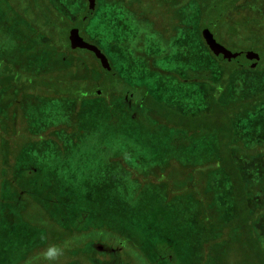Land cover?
<instances>
[{
	"label": "rangeland",
	"instance_id": "rangeland-1",
	"mask_svg": "<svg viewBox=\"0 0 264 264\" xmlns=\"http://www.w3.org/2000/svg\"><path fill=\"white\" fill-rule=\"evenodd\" d=\"M96 1L91 16L80 17L81 27L77 23L70 28L101 49L114 75L108 78L90 51L69 50L68 44L66 50L56 49L60 58L53 61L48 70L55 66L57 69V65L58 69L75 65L78 55L81 62L78 75L86 78L87 71L92 69L94 78L78 87L71 85L72 98L66 96L63 89L66 86H62L54 93L42 94L43 100L38 103L28 99L23 102L22 111H16L14 123L0 116V161H7L13 151L8 142L13 143L16 150L22 148L15 163L27 171L19 176L22 181L18 182L27 191L26 198L45 206L50 194L37 186L42 180V186L53 188L52 196L66 203L69 215H77L76 209L81 214L78 218L71 217L68 226L84 231L104 223L121 239L122 246L126 240L131 241L145 254L149 264H258L251 261L248 254L246 256L240 237L230 241L228 246L222 243L219 249L205 246L203 241L208 232L204 236L206 226L199 215L210 210L214 201L222 204L216 206L218 209L213 207L217 219L230 215L234 212L231 191L244 188L250 194V213L258 218L261 209L264 210V169H261L264 164L250 174L254 182H246L241 190L230 181L223 184L221 181L216 186L210 182L211 178L220 179L221 174H216L218 168L230 169L235 160L228 152L231 145L234 144L236 152L241 149L249 156L264 151V112L256 117H251V112L246 116L241 114L246 108L244 103H250L241 101L245 93L256 94L264 88V56L244 38L250 29L253 31L250 37L255 34L264 38V0H238L223 14L215 30L217 39L229 49H232L231 42L237 41L241 48L256 49L262 56L257 68L242 67L233 72L221 96V107L215 103L206 106V91L218 72L216 63L219 61L199 37L200 12L192 7L191 0L190 3L188 0ZM217 1L224 9L231 3V0ZM19 3L25 5L23 0ZM69 3L73 11L68 12L74 13L75 6L85 5V0H69ZM30 4L31 8L24 11L23 16L28 24L33 23L30 25L31 32L35 30L32 35L23 25L12 27L8 13L0 10V75L5 73L4 77L15 72L13 68L32 74L48 60L42 51L47 39L39 37L41 29H47L41 16L43 3L32 0ZM10 5L20 10L21 6L16 2L12 4V0ZM189 10L190 24H193L190 31ZM230 21L237 27L231 26ZM34 26H38V33ZM234 28L240 32L238 37L231 34ZM28 37L37 40L26 44V50L21 47L20 57H16L20 41ZM232 63L237 65L232 61L230 65ZM219 78L216 75L214 80ZM149 86L152 96L171 109L168 115L158 108L160 119L148 117L146 113L141 114L145 120L139 121L132 118L135 113L125 110L122 100L115 102L116 94L126 95L129 91L134 93V99H144ZM214 88L216 97L220 87L214 85ZM17 92L18 86H6L0 91V99L11 100ZM94 93L98 97H81ZM237 113H240L239 133L233 134ZM74 114H78L76 123L71 121ZM174 123L184 125L188 143L177 135ZM53 125L58 127L45 131ZM212 125L213 133L208 130ZM25 126L27 129L23 130ZM219 145L221 153L217 150ZM155 164L158 167H154ZM1 168L0 177L7 170ZM192 180L210 193L196 194L198 184ZM237 204L242 207V201ZM9 207L2 208L7 215L4 220L0 219V264H21L24 253L40 237L36 228L19 221L17 206L12 209L13 215L8 214ZM56 214L58 218L65 212ZM238 215L242 216L239 209ZM237 232L239 230L233 229V233ZM66 252L67 257L70 252L68 249ZM86 261L79 260L76 264H89Z\"/></svg>",
	"mask_w": 264,
	"mask_h": 264
},
{
	"label": "trees",
	"instance_id": "trees-1",
	"mask_svg": "<svg viewBox=\"0 0 264 264\" xmlns=\"http://www.w3.org/2000/svg\"><path fill=\"white\" fill-rule=\"evenodd\" d=\"M96 1V0H95ZM182 1V0H181ZM192 7H195L200 12V19H199V25H198V34L199 37L204 41L203 34L204 33H211L212 36L220 42L216 35L215 30L217 27H219V23L222 21V17L225 16L223 14L227 13L233 6L238 2V0H231V3L229 6H227L225 9L222 8L220 2L217 0H191ZM17 2V0H12V4ZM43 3V6H40L41 8V16H43L42 21L44 23V26L47 28L46 30L41 29V36L40 38L47 39V42L45 43V46L42 47V51H45L44 54L47 56L48 60L45 62V66L41 65L42 68H38L36 71H34V74L28 73V72H21L20 70H16L13 68L15 72L9 73L8 75H5L3 73L0 75V91L4 89V87L16 84L18 86V92L16 96H14L13 99H0V116H2L3 120H6L7 122H13L16 117V111L20 110L22 111L23 102H27L29 100H36V103H38L41 99L40 97L44 96L45 92H53L59 89L62 86H66V88H63L65 92H67L66 96L72 98L74 96L72 88H70L71 85H74L75 87H78V84L90 81L91 78H94V75L91 73V70H88L87 77L84 76L81 77V75H78L80 71V67L76 65H71L66 68H60L57 69L56 66L52 67L53 69L48 70V66L51 64H54L53 61L57 60L58 57V51L56 49H61V51L64 49L66 50L65 45L68 44L67 40V33L71 31L70 25L71 24H77L80 22V17H85V12L87 11V1L85 0V5L83 6H75V12H68L71 9L69 8L68 4L69 0H41ZM189 2V0H188ZM187 2V3H188ZM183 3V2H182ZM71 5V4H70ZM97 6V1L95 4V8ZM224 9V11H223ZM95 10V9H94ZM6 13H8L9 20L12 23V27L15 25L17 26H25L27 27L26 32H29L30 35L35 33V30H33V33L31 32L32 29L27 26V23H24L26 21V18L22 15H19L18 12L14 11H7L4 9ZM73 11V10H71ZM24 12V11H23ZM67 12V13H66ZM94 12V11H93ZM12 14V15H11ZM91 14L86 17L89 18ZM13 19V21H12ZM74 19V21H72ZM3 20H7V18H4ZM233 20V19H230ZM83 22V21H82ZM235 22V21H234ZM230 24L233 23V21L229 22ZM193 24H190V28H192ZM76 26V25H75ZM81 27V23L79 25ZM231 26L237 27L236 23L231 24ZM36 29V32L38 33V26H34ZM83 27V26H82ZM246 27V26H245ZM231 29L234 32H231L232 36L239 35L238 29ZM193 29V28H192ZM22 31V30H21ZM252 29L249 31V35L245 36L244 38L248 42V45L251 47H258V51L255 49H243L239 45L237 41H232L230 46L232 47L231 50L237 51V52H251L255 53L258 56L260 55L257 52H262V56H264V38L263 37H255V34H253V37H250L252 34ZM54 34H57V37H53ZM257 36V35H256ZM36 38H34V43L36 42ZM59 41V42H58ZM19 49L16 52V57H20V48L22 47L23 50H26V43H23V40L20 41ZM57 42V43H56ZM205 43V41H204ZM206 45V43H205ZM224 45V44H223ZM207 46V45H206ZM225 46V45H224ZM51 47V48H48ZM227 48H229L226 45ZM68 49L71 48L68 44ZM209 49V47L207 46ZM29 49H27L28 51ZM40 50V49H39ZM52 50V51H51ZM54 50V51H53ZM70 50V49H69ZM210 50V49H209ZM257 51V52H256ZM57 52V53H55ZM67 52H70L67 50ZM211 52V50H210ZM92 53V52H91ZM22 54V53H21ZM93 54V53H92ZM211 54L214 56V54L211 52ZM94 55V54H93ZM11 55L8 57L10 58ZM95 56V55H94ZM261 56V55H260ZM259 56V58H260ZM261 56V57H262ZM215 57V56H214ZM216 58V57H215ZM217 59V58H216ZM218 60V59H217ZM261 60V58H260ZM264 60V58H263ZM219 61V60H218ZM16 62L18 63V59H16ZM56 62V61H55ZM16 63V64H17ZM72 63V62H71ZM217 64L218 72L216 75L219 78V80H214V77L216 75H213L212 77V83H210V87L206 91V106L210 107L212 103L217 104L216 106H220V102L223 104V99L221 96L226 92V85L229 84V77L233 74V72L238 68H257V64L254 67L243 65V66H237L235 64H231L228 61H219ZM229 64V65H228ZM228 65V66H227ZM5 67V66H2ZM103 69V68H102ZM262 69V68H261ZM45 70V71H44ZM42 71V72H41ZM104 71V70H103ZM45 72V73H43ZM42 73V74H40ZM219 73V75H218ZM106 74V73H105ZM107 77L111 78L112 74L107 75ZM24 77V80L22 78ZM114 78V77H113ZM3 80V81H1ZM219 82V83H218ZM26 83V85H24ZM218 83V84H216ZM28 84V85H27ZM219 84H222L221 86ZM215 86H219V90L217 91V96L215 97ZM132 89H136L133 86ZM147 91L144 93V99L142 100V107L141 110L137 111L135 113V116H132V118L138 119L139 121L145 120L139 117L141 114H148L150 116H154L155 118H159L158 112L161 108V113H165V115H168V111H170V108L165 107L164 104L161 103L158 99H155L152 94L150 93V86L146 87ZM76 90V89H75ZM77 91V90H76ZM75 91V92H76ZM218 92H221L218 94ZM224 92V93H223ZM52 93V95H53ZM98 94H89L87 96L81 97H98ZM108 95V94H107ZM115 102L121 103L122 96L124 93L116 94ZM251 95L252 97H247ZM99 96L103 97L102 94H99ZM219 96V97H218ZM109 100V98H107ZM242 102L244 101H250V103H244L246 104V108H243L241 110V114L247 115L248 112L253 113L251 117H256L260 115L262 112H264V88L260 91H257L256 94H253L252 92L245 93V96L241 98ZM9 100V101H8ZM76 100L78 101V96H76ZM217 100V101H216ZM110 101V100H109ZM252 101V103H251ZM3 102V103H2ZM204 105V107H206ZM221 107V106H220ZM125 108V106H124ZM127 108H125L126 110ZM128 110V109H127ZM129 112L131 113L132 110ZM7 114V115H6ZM29 115V114H27ZM239 115L240 113L235 114L236 116L234 120V126H233V134L237 132L239 133ZM143 116V115H141ZM78 114H74L71 118V121L76 123L78 122ZM168 119V118H167ZM237 119V121H236ZM25 120V119H24ZM77 120V121H76ZM174 128L178 129L179 137L185 142L188 143V136L184 135L183 129L185 128L182 124L174 123L172 124ZM56 125H53L52 127H49L45 131L48 132L52 129H54ZM58 127V126H56ZM18 129V127H16ZM27 126L23 128V130H26ZM20 130V129H19ZM211 133L215 132L213 125L211 128L208 129ZM18 131V130H17ZM21 131V130H20ZM221 131V130H220ZM218 132L217 136L219 137ZM207 132V131H206ZM190 132L187 131V135ZM240 136V135H239ZM8 145L11 146L13 151L11 152V155H9L7 161H0V168L2 171L5 169L9 171H4L1 173L0 177V184H1V190H0V219L3 217H6L7 213L4 210V208L7 206L9 207V204L11 205L9 209H11V212H8L9 215L14 214L13 208L16 209L15 206H17V213L20 215L19 221L25 222L28 225L36 228V232H38L39 239L32 242V245L30 246L29 250L24 253V260L20 262L21 264H47L46 261H43L42 259H37L41 252L46 248L49 244H61L65 240H67L70 249L68 251L70 254L66 257L65 254L67 253V249L65 250L64 256L56 262V264H76L79 263V260L83 261V263H87L86 260L89 261V264H142L140 261L147 262L146 256L143 252L137 249V247L131 242L127 241L124 246L121 245L120 240L117 239L118 237L115 236L113 232H111V229L106 228L104 226V223H101V226L98 228H88L84 231L76 230L74 226H68L67 222L71 217H81V214L77 212L78 209H76L75 216L69 215L67 213L66 203H63L61 200L57 199L56 196H52L51 192L53 188L50 185L42 186V180L37 186H41V188L44 190L45 194L48 193L49 198L45 200V206L40 205L38 202H34L30 200V198H26L28 193L27 191H24V187L19 184L18 182H21L22 180H19V176L22 174H26V168L24 166L17 167L16 160L20 157L22 154V148H18L17 150L14 149L13 143L8 142ZM234 145V144H233ZM231 145L232 148L228 151L230 154H233L234 161H230L231 167L230 169L223 170L222 168H218L216 171V174H221L220 179L213 180L210 179L211 185H220V182L223 181L221 184H223L225 181L228 183L229 181L234 185H239L240 189L244 186V184L248 181H252V176L250 175L252 171L254 170H260L262 165L264 164V151H259L260 153L249 156V154L246 151L243 150H237L235 151V147ZM236 149H238L236 147ZM219 153H221V146L219 145V148L217 149ZM240 151V152H239ZM13 153V154H12ZM254 159V160H253ZM156 165V166H155ZM154 167H158L157 164H155ZM260 166V168H258ZM18 168V169H17ZM261 169H264L261 168ZM32 171V170H31ZM31 171L28 174H31ZM230 174H228L227 172ZM238 172L240 174V177L238 176ZM191 173V172H190ZM191 177V175H190ZM240 178L242 182L240 181ZM195 180V178L193 179ZM193 183H197L193 181ZM213 180V181H212ZM198 184V190L196 191V194H208L210 192H207V189H204V187H201L200 183ZM36 186V187H37ZM37 187V188H39ZM211 188V187H210ZM220 188V187H219ZM245 190V188H244ZM244 190L238 191L233 190L231 191V197L232 201L234 202V212L230 215H221L220 218L217 219L215 212L213 211V207L218 209V207L221 204V202H215L213 207L208 210L206 213H200V219L203 221V224L206 226L205 234L208 232L207 236L204 238V245H210L211 248H220L222 243L223 246H228L230 241L241 238L242 240H239L244 245V249L246 250V256L251 257V261L255 260L258 262V264H264V210L261 209L260 216L258 218H255L253 214L250 213V206H249V195L248 192ZM238 191V192H237ZM27 193L24 195L23 193ZM191 193H195V191H190ZM235 193V194H234ZM29 196V195H28ZM41 196V195H40ZM199 196V195H197ZM195 200H197L196 196H193ZM7 199V200H5ZM205 199V198H204ZM206 200V199H205ZM208 200V199H207ZM242 201V207L239 208L237 202ZM233 204V203H232ZM218 206V207H216ZM3 208V210H2ZM221 208H219L220 210ZM238 209L239 214H242V216L238 215ZM65 212V215H59L60 217L56 218V213H62ZM208 214V215H207ZM15 216V215H14ZM66 221V223H65ZM241 221V224H240ZM65 225H64V224ZM233 229L239 230L237 233H233ZM90 243H93L92 245ZM103 245V247H100V245ZM89 246V248H86ZM222 246V247H223ZM85 247V248H84ZM209 248V247H208ZM218 248V249H219ZM248 254V255H247ZM156 256V258H159V256ZM152 256V257H153ZM157 260V259H156ZM156 260H153L154 263ZM147 264H149L147 262Z\"/></svg>",
	"mask_w": 264,
	"mask_h": 264
},
{
	"label": "water",
	"instance_id": "water-1",
	"mask_svg": "<svg viewBox=\"0 0 264 264\" xmlns=\"http://www.w3.org/2000/svg\"><path fill=\"white\" fill-rule=\"evenodd\" d=\"M95 4V0H87V11L85 12V17H88L93 13ZM203 38L206 45L219 61H232L235 62L237 66L247 65L254 67L259 60V56L255 53L233 52L223 44L216 41V39L209 32L204 33ZM68 41L71 48L86 49L92 52L98 58L104 72L106 74L111 72L112 68L109 64V61L105 54L101 51V49L95 44L89 43L88 41L84 40V38L79 34L78 31L71 30L68 34Z\"/></svg>",
	"mask_w": 264,
	"mask_h": 264
},
{
	"label": "flooded vegetation",
	"instance_id": "flooded-vegetation-1",
	"mask_svg": "<svg viewBox=\"0 0 264 264\" xmlns=\"http://www.w3.org/2000/svg\"><path fill=\"white\" fill-rule=\"evenodd\" d=\"M32 2V0H23V2L25 3V5L24 6H21V4L19 3V0H17V4H19L21 7H20V10H18V8H16V10L15 9H13L11 6L12 5H10V0L8 1V0H0V10H3V9H5V10H9V11H14V12H18V14L19 15H25V12H23V11H28L29 10V8H31L30 6H31V4H30V2ZM87 1V0H86ZM2 3V4H1ZM188 3H190V0H189V2ZM23 13H22V12ZM12 15V14H11ZM27 19V18H26ZM12 21H13V19H12ZM32 21V20H31ZM72 21H74V19L72 20ZM26 22V21H25ZM27 23V22H26ZM188 23H189V25H188V30L190 31V10H189V17H188ZM27 26H29V24L27 23ZM30 27V26H29ZM68 34H69V32L67 33V40H68ZM80 34V33H79ZM81 35V34H80ZM82 36V35H81ZM83 37V36H82ZM32 41L33 40H31L29 37L28 38H26V39H24L23 40V43H26V44H30V43H32ZM68 44H69V41H68ZM69 46H70V44H69ZM74 49V48H73ZM86 50V49H85ZM231 50V49H230ZM88 51V50H87ZM233 51V50H232ZM70 54H75V53H72V52H69ZM75 55H77V54H75ZM74 55V56H75ZM78 56V55H77ZM76 56V58H77V60H75L74 61V63H75V65L76 66H78V67H80L79 65H80V61H79V58ZM96 57V56H95ZM97 58V57H96ZM260 58H261V56H260ZM260 58H259V60H258V63L260 62ZM97 60H98V58H97ZM99 61V60H98ZM100 63V62H99ZM16 70H19V69H16ZM20 71L21 72H23L24 71V69H20ZM45 71V70H44ZM113 70L111 69V72L110 73H108L107 75H109L110 76V74H113L114 75V73L112 72ZM42 72V71H41ZM43 73H45V72H43ZM32 74H34V72H32ZM40 74H42V73H40ZM114 77V76H113ZM109 78V77H108ZM13 85H16V84H13ZM112 93V92H111ZM114 94V93H113ZM122 103L124 104V106H125V108H127L128 110H132V112L133 113H136L138 110L140 111L141 110V107H142V98L140 97L139 99H134V93L132 92V91H129L128 92V94H124L123 96H122ZM133 116H135V115H133ZM141 119H144L145 117L144 116H139Z\"/></svg>",
	"mask_w": 264,
	"mask_h": 264
},
{
	"label": "clouds",
	"instance_id": "clouds-1",
	"mask_svg": "<svg viewBox=\"0 0 264 264\" xmlns=\"http://www.w3.org/2000/svg\"><path fill=\"white\" fill-rule=\"evenodd\" d=\"M69 244L67 241L62 242L61 244H49L41 252L40 256L37 259H42L46 261L47 264H56L65 254V250L68 248Z\"/></svg>",
	"mask_w": 264,
	"mask_h": 264
}]
</instances>
